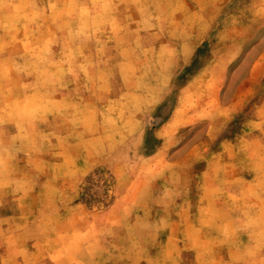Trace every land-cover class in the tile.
I'll return each mask as SVG.
<instances>
[{
  "label": "rangeland",
  "instance_id": "obj_1",
  "mask_svg": "<svg viewBox=\"0 0 264 264\" xmlns=\"http://www.w3.org/2000/svg\"><path fill=\"white\" fill-rule=\"evenodd\" d=\"M0 264H264V0H0Z\"/></svg>",
  "mask_w": 264,
  "mask_h": 264
},
{
  "label": "snow or ice",
  "instance_id": "obj_2",
  "mask_svg": "<svg viewBox=\"0 0 264 264\" xmlns=\"http://www.w3.org/2000/svg\"><path fill=\"white\" fill-rule=\"evenodd\" d=\"M164 118L166 119L167 117L165 116Z\"/></svg>",
  "mask_w": 264,
  "mask_h": 264
}]
</instances>
